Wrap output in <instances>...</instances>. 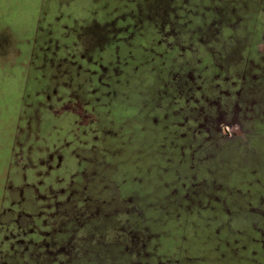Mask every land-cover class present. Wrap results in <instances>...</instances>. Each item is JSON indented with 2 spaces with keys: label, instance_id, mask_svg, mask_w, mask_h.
Instances as JSON below:
<instances>
[{
  "label": "rangeland",
  "instance_id": "1",
  "mask_svg": "<svg viewBox=\"0 0 264 264\" xmlns=\"http://www.w3.org/2000/svg\"><path fill=\"white\" fill-rule=\"evenodd\" d=\"M0 264H264V0H0Z\"/></svg>",
  "mask_w": 264,
  "mask_h": 264
},
{
  "label": "flooded vegetation",
  "instance_id": "2",
  "mask_svg": "<svg viewBox=\"0 0 264 264\" xmlns=\"http://www.w3.org/2000/svg\"><path fill=\"white\" fill-rule=\"evenodd\" d=\"M125 29H127V27L125 28ZM134 30H130V33L131 34H134ZM160 32V31H159ZM136 33V32H135ZM130 34V35H131ZM137 34V36H140V35H142L143 34V31L142 32H139V33H136ZM126 38H127V36L126 35H119V37H118V40H117V38H116V40H115V42H116V47L117 48H119L120 47V45L119 44H123V42H125L126 41ZM142 47H144V49H145V45L143 44V46ZM147 47V46H146ZM111 48H112V46H111ZM115 49V57H116V59H119L120 58V54L122 53V52H119V50L118 49ZM145 50H148V47L145 49ZM129 53H122V54H125L126 56H133L134 57V50L133 49H130L129 51H128ZM101 56V58H104V56L103 55H100ZM97 61V68L98 69H94V71H92L93 72V74H94V76H97L98 75V77L96 78V82L98 83H96V85H97V87L98 88H107L108 86H110V85H112V83H114V84H116V83H118L119 81H122V79H125V80H128L129 81V79L128 78H118V76L117 75H113L112 73H110V74H107V72H105V71H103V70H106V67L107 68H109L110 69V67L109 66H105L104 65V63H103V61H100V59H97L96 60ZM144 63H142V64H140V65H143ZM115 66L118 68V67H120L121 69V71L123 70V68H126V67H135V66H138V65H134V66H131V64H127L126 62H122V64L120 65V66H117V64L115 63ZM100 68V69H99ZM90 70V69H89ZM91 71V70H90ZM96 73H97V75H96ZM102 74H104V75H102ZM93 75L91 76L92 77V79H94L95 77H94ZM173 80V85H174V89H175V96H176V94L178 93V94H180V92H179V89H178V84H180V81L178 80V79H176V78H173L172 79ZM236 82H232L231 84L230 83H228L227 84V87H226V89H224L225 88V86H224V88H222L221 90H220V92L216 95V98H212L210 95L212 94L211 92H204L199 98H196L195 99V103L196 104H198V103H201L202 102V100L204 99L205 101H207V102H209V107H207V109H206V111L207 112H211V113H213L211 110H210V108L213 110V109H215V106L210 102V101H214V103L215 104H217L218 106L217 107H223L225 110H223L225 113H228V111H227V109H230V106L232 105V104H237L238 102H233V100H235V98H234V96H233V94H232V92H230V90H229V88H231L234 84H235ZM195 82L194 83H191V82H187V83H185V84H183V85H181V91L182 92H184V93H187L190 97L188 98V101L190 100V99H194L195 98V94L197 93V92H199L200 90H201V87H198L197 89L195 88ZM243 86V87H242ZM238 90H240L241 88H246V85L244 86V85H242ZM247 86L248 87H250L248 84H247ZM214 91H217L216 89L214 90ZM213 93H216V92H213ZM238 94H239V92H237ZM111 97L113 98V99H116V100H118V101H120L121 103H123V100H124V98H122V96H118V95H111ZM212 98V99H211ZM192 103H193V100H190ZM189 101V102H190ZM200 101V102H199ZM220 101V102H219ZM223 101V102H222ZM116 106H121V104H117ZM212 106H214L213 108H212ZM200 107H203V106H200ZM201 109V108H200ZM129 110L130 109H128L126 112H129ZM192 111H197L198 110V107H197V105H195V106H193V108L191 109ZM201 110H204V109H201ZM190 111V110H189ZM205 111V110H204ZM218 119V118H217ZM219 120V119H218ZM107 122H109V121H107ZM106 125H108V124H106ZM116 125V124H115ZM104 127V125H99L98 126V128L96 129L95 128V130L98 132V133H103V131H105V130H102L103 128L102 127ZM139 129V128H138ZM102 130V131H101ZM114 131H117V130H115V129H113ZM120 130H123V126H122V128L120 129ZM120 130H119V133H117V135L118 136H121V137H123L124 139L122 140L123 142H126L125 140L128 138V135H130V133H131V131L129 130V129H127V132H126V134H123L122 132H120ZM197 132H199V133H201V130H196V133ZM126 135V136H125ZM117 137V136H116ZM127 142H129V141H127ZM77 177H79L78 175L76 176V178ZM76 178L75 177H71L70 178V180H75L76 181ZM67 189V188H66ZM65 190V189H64ZM68 190V189H67ZM68 192V191H67ZM27 214H29V213H27ZM32 213H30L29 215H31ZM33 220L36 222V224L35 225H40V224H38L37 223V217L36 216H33ZM35 231L37 230V229H34ZM37 234H39V231L38 232H36ZM40 237V238H39ZM39 239H41V232H40V234H39V236H38V238L37 239H35V243H38L39 241ZM41 248V246H39V248H37V247H35V246H33V250L35 251V252H37V250L38 249H40ZM42 250V249H41Z\"/></svg>",
  "mask_w": 264,
  "mask_h": 264
},
{
  "label": "trees",
  "instance_id": "3",
  "mask_svg": "<svg viewBox=\"0 0 264 264\" xmlns=\"http://www.w3.org/2000/svg\"><path fill=\"white\" fill-rule=\"evenodd\" d=\"M127 143H128V142H127ZM130 147H131V145L127 146L126 148H128V149H129ZM125 158H126V157H125ZM122 165H123V164H122ZM130 229H132V228H130Z\"/></svg>",
  "mask_w": 264,
  "mask_h": 264
}]
</instances>
